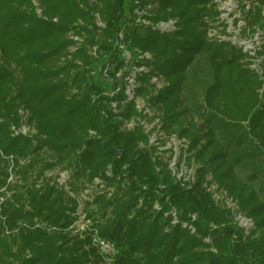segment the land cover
I'll use <instances>...</instances> for the list:
<instances>
[{"label":"trees","instance_id":"obj_1","mask_svg":"<svg viewBox=\"0 0 264 264\" xmlns=\"http://www.w3.org/2000/svg\"><path fill=\"white\" fill-rule=\"evenodd\" d=\"M36 2L40 15L31 0H0V152L15 158L24 183L4 207L11 233L0 222V264H105L88 236L70 230L77 201L44 176L57 167L71 170L75 196L94 179L113 188L85 209L117 250L112 264H264V81L238 47L208 38L214 0ZM258 4L248 29L264 30V0ZM137 13L151 26L136 24ZM169 20L173 31L153 28ZM71 31L82 38L74 52ZM120 45L129 66L139 65L138 52L152 56L135 91L151 118L126 101L115 78L125 66ZM258 54L264 58V46ZM104 56L111 81L99 71V82L92 68ZM143 118L187 141L191 185L171 177L141 126L122 127ZM23 125L34 133L15 135ZM7 177L0 156V188ZM212 184L252 221L250 231L215 201Z\"/></svg>","mask_w":264,"mask_h":264},{"label":"built area","instance_id":"obj_2","mask_svg":"<svg viewBox=\"0 0 264 264\" xmlns=\"http://www.w3.org/2000/svg\"><path fill=\"white\" fill-rule=\"evenodd\" d=\"M34 7L36 8V13L40 15L41 11L38 9V4L36 0H31ZM218 11V18L216 20V29L218 34L215 39L217 42H228L234 46H244L247 47L248 53L245 54L248 56V61L250 62V68L253 69L264 81V69L262 66L263 56L258 53L262 50L264 46V30L259 27H253L252 29H248L246 27V18L248 13L253 12L257 7H259L258 0H214ZM225 7H228L227 12H225ZM231 10H233V14L230 15ZM138 17L135 21L136 24H141L144 26H151L148 21L143 19L142 13H137ZM56 21V19H53ZM97 25L103 27V24L97 20ZM154 29L159 30L162 33H168L175 29V22L172 20L166 22H159L158 24L153 26ZM211 28L208 29L210 31ZM207 34H209L207 32ZM213 37V36H212ZM68 38L73 41V45L69 48V52H74L82 43V38L74 35L72 31L68 34ZM211 38V37H209ZM213 39V38H211ZM125 56V66L122 70H119L115 74V78L117 80L123 81V93L126 97V101H134L136 110L141 113L143 116H147L151 118L153 116L152 110L146 105L145 101L139 97L135 96L136 88L139 86L138 76L149 74L150 68L146 65L148 61L152 60V56L149 53H140L136 55V62L139 65H131L129 66V60L131 58L130 54L125 51L122 45L119 46ZM97 49L96 47H92L89 51V56L93 58H97ZM101 72L102 78L108 81H111L109 78V67L106 65L102 70V67L99 69ZM126 71V75H123V72ZM150 83L155 85L156 88L160 89L163 87V83L156 76L150 77ZM120 91V87L117 88L114 92L109 95H113L114 93ZM141 99L142 101H139ZM111 109L113 112H116V104H111ZM151 111V112H150ZM147 122L152 123V127L149 129V125L145 124ZM128 125V126H127ZM131 125V126H130ZM135 125L141 126L144 133L148 136V145L155 147L159 152L168 151L170 154V159L172 157L171 162L169 163V171L172 177L176 182L181 183L183 186H189L194 181L195 176V166L192 163L187 161L188 153V143L185 139H179L176 135H164V139L169 142L168 148L162 149L160 151L159 143L151 142L150 136L151 134L158 135L160 132L164 133L161 130V123L158 118H154L151 121H148L146 118L138 119V121H129L124 122L123 129H130ZM22 128V127H21ZM15 129L12 128L14 134L21 133L22 135H28L25 129ZM31 135V133H29ZM165 134V133H164ZM90 135L94 134L90 132ZM160 149V150H159ZM164 150V151H163ZM157 155V153H156ZM0 156L4 159L6 163V171L8 174L7 183H10L15 177V158L12 155L5 156L2 152H0ZM19 165H23L24 161L19 160L17 162ZM158 171V168H156ZM56 182L60 186L59 188L68 190L67 184L70 180V174L67 171H61L56 175ZM93 189L97 190V192H101L103 189L102 184H100V180L94 179ZM6 187L0 188V210L3 207L5 202L12 201V195L15 192L11 189V193L7 192ZM211 193H213V197L215 201H220L225 205L226 208L232 211L234 215V220L238 226L242 227L247 233L253 228V223L251 220L243 217L240 213L237 212V207L231 199L227 198L225 193H222L217 190V186L212 184L209 189ZM217 192L222 194L221 197H217ZM5 194V200L2 198V195ZM11 197V201L9 200ZM84 200H87L83 196ZM5 201V202H4ZM27 209V206H25ZM171 215L173 217L172 223H176L175 212L171 211ZM75 220L70 227L72 234H77L79 236H88L90 238L91 245L96 249L97 253L100 255L105 264H112L116 255L117 250L115 246L108 240L101 238L98 235L97 229L94 228L93 222L88 219L83 212V210L78 206L76 210V214L74 215ZM193 218V217H192ZM4 226V224L2 223ZM4 234L8 235L11 233L5 226L3 228ZM14 232V231H12Z\"/></svg>","mask_w":264,"mask_h":264},{"label":"rangeland","instance_id":"obj_3","mask_svg":"<svg viewBox=\"0 0 264 264\" xmlns=\"http://www.w3.org/2000/svg\"><path fill=\"white\" fill-rule=\"evenodd\" d=\"M227 10H228V7H225V12H227ZM233 14V10H231V12H230V15H232ZM209 28H211V30L210 31H208V33L209 34H207V36H208V38L209 37H211V38H213L212 40H214V41H216V39H215V37H216V35L218 34V31H217V29H216V22L215 23H210V26H209ZM213 36V37H212ZM241 51H242V53H248V49H247V47H244V46H242V45H240V46H237ZM246 53V54H247ZM248 59V56H246V60ZM105 63H107V58L104 56V57H102L101 59H99V60H97L95 63H94V66H93V68H92V71L94 72V76H95V79L97 80V81H99L100 79H99V69L105 64ZM112 68V67H111ZM100 82V81H99ZM102 82V81H101ZM105 82H103L102 83V86H104L105 84H104ZM139 101H142L141 99H139ZM151 112V111H150ZM151 113H153V110H152V112ZM145 124H147V125H149L148 127H149V129L152 127V123H150V122H147L146 121V123ZM123 125H124V123H123ZM128 126V125H127ZM131 126V125H130ZM123 127V126H122ZM22 128L23 129H25L26 130V133L28 134V135H30L29 133H31V134H33L34 133V130L31 128V127H29V126H27V125H23L22 126ZM21 128V129H22ZM165 134L164 133H162V132H160L158 135H154V134H151V136H150V140H151V142H155V143H159V147H160V151H162V149H164V148H168V144H169V142L168 141H166V139H164V136ZM164 151V150H163ZM157 155H156V157H158L157 159H158V161H160V162H162V163H164V164H166V167H167V169H168V171H169V163L171 162V160H172V157H171V159H170V154H169V152L168 151H166V152H159L158 150H157ZM61 168V167H60ZM60 168L59 167H57V168H55V169H53V170H50V171H46V172H44V176H46V177H51L52 178V180H51V182L50 183H52V184H57V182H56V175H58V173H60L61 171H63V170H60ZM67 172L70 174V177H71V170H67ZM169 173H170V171H169ZM170 175H171V173H170ZM171 177H172V175H171ZM173 178V177H172ZM174 179V178H173ZM99 180V179H98ZM175 180V179H174ZM70 181V180H69ZM69 183V182H68ZM24 183L21 181V179H20V176H17V175H15V177H13V179H12V181L10 182V183H7V179H6V181H5V186H3L2 188H4V187H6V189L7 190H9V191H7L8 193L10 192L11 193V189L13 188H15V187H17V190L19 191L20 189H19V187L20 186H22ZM100 184H102V182L100 181ZM57 187H60L58 184H57ZM67 187H68V190H65L64 189V191L65 192H67L68 193V195L70 196V197H75V199H76V201H77V208H78V206L83 210V212L85 213V215H86V217H87V213H86V211H85V209L87 208V203H91L92 201H93V199H94V197H96L97 195H100V194H103V193H105V192H107V197H109L112 193H113V188H111V187H107L106 189L104 188V187H106L105 186V184H102V187H103V189L101 190V192H97V190H95V189H93V187H95V185H93L92 183L91 184H88V185H86L85 187H84V189L82 190V191H80V193L78 194V195H74L72 192H70L69 191V184H67ZM14 191H15V189H14ZM105 191V192H104ZM83 196L87 199V200H84L83 199ZM221 197L222 196V194L220 193V192H217V197ZM218 197V198H219ZM2 198L5 200V194L4 195H2ZM6 201V200H5ZM4 201V202H5ZM7 201H11V197H10V199L9 200H7ZM217 203L219 204V205H221V202L220 201H217ZM7 202H5L3 205V207H1V210H0V222L2 223L3 221H4V214H3V211H4V207H6L7 205ZM92 207L93 206H91V207H88V209H92ZM155 208H157V206H155ZM158 209V208H157ZM77 210V209H76ZM89 211V210H88ZM76 214V212L74 213V215ZM88 218V217H87ZM88 219H90V218H88ZM92 222H93V220L92 219H90ZM94 223V222H93ZM8 235H10V234H8ZM100 264H103V263H100Z\"/></svg>","mask_w":264,"mask_h":264}]
</instances>
